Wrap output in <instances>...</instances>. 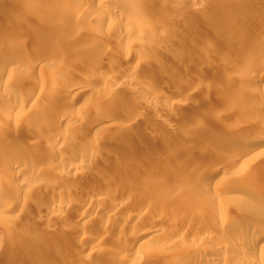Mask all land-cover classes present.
Segmentation results:
<instances>
[{"label": "rangeland", "instance_id": "1", "mask_svg": "<svg viewBox=\"0 0 264 264\" xmlns=\"http://www.w3.org/2000/svg\"><path fill=\"white\" fill-rule=\"evenodd\" d=\"M44 1H49L48 5ZM65 1L66 4L71 5L72 15L75 16L70 24L77 23L76 15L82 10H88L92 14L100 11L103 14H108L110 11L117 13L114 18L100 22L94 17L86 19L84 23H80V27H84L85 31L83 28V32L76 35L77 30V32L70 30V33L69 27L63 24L60 26L61 29L57 30L58 22H54L52 16L46 15H52L49 12L58 6V0H40L39 12L44 5L50 10L48 11L44 6L43 11L46 10L48 13L38 17L37 14L40 13L30 11L35 13L34 17L30 14V18L25 16L27 11V9L24 11L25 0H0V6H5L6 9V12L0 13V42L9 34L8 37H12L9 40L16 38L20 40V45L11 49L13 50L11 53L7 52L8 57L5 55L3 59H8H2L6 62L1 64L8 70L15 67V70L13 69L15 75H12L9 85L0 88L3 96L8 95V92L13 93L10 94L12 96H5L6 99L0 102V133L2 134L0 138L5 135L4 139H0V161L11 160L15 152L13 148H19L24 143L34 144L30 150L32 153H29H36L30 155L31 157L24 156L23 161L21 160L23 167H27L25 169L28 172L31 170L29 173L33 176L28 178L32 180L23 182L21 198H18L25 199L26 207L22 213L19 212V216H13L6 207L10 206V203H15L14 197L11 198L0 192V264H124L116 255L118 251L120 252L131 236L141 232L147 233L151 229L165 231L162 236L155 238L147 249L152 259L147 260L146 264H159L162 255V257L169 256L176 251V246L181 244L188 248L190 256L191 254L222 256L218 245L223 244V238L232 240L237 238L240 232L251 235L264 228L262 220L264 145L259 148L260 157L258 162L253 164L252 171L237 168L232 172L227 165L218 163L209 165L206 170L199 168L203 163L208 164L213 161L216 163L218 157L222 155L219 152L227 151L223 149L227 146L247 148L251 144H242L240 140L246 138L251 142L264 137V61L262 65L259 64L264 57V18L262 22L259 19L260 16H264V2L261 3L262 6L259 5L263 7L260 8L259 14L257 13L259 7L254 9L258 5L253 8L254 5L251 3L249 5L247 0H242L245 5L248 4L246 7L242 5L244 3L241 0H118L116 4L113 2L116 0ZM103 2L105 4L101 5ZM205 4L212 5L209 10L211 13L203 11L202 7L205 8ZM241 7L250 13L252 10L257 15L255 14L252 20L250 17L254 13L246 15L248 12ZM200 12H205L207 15ZM256 16H259V20H256ZM136 17L141 20V25L137 27L136 33L127 38L122 22ZM260 29L263 31L261 32ZM66 36H72L74 41L67 42ZM207 39L214 40L209 56L208 52L204 55L206 52L204 53V48L200 47ZM35 41L42 44L41 51L49 41L55 42L59 47L63 46V43L74 42L68 47V56L72 58L69 61L71 63L73 59L79 60L82 56L83 60L80 59L82 63L78 60V63H75L73 78L66 74L60 75L59 71L57 72L58 67L48 64L31 65L33 68L29 65L28 69L17 67L18 61L23 56L24 59L33 56L30 55L31 52L24 54L23 50L29 49L26 46H31ZM16 42L19 41L16 39ZM83 45L85 48H82ZM22 46L25 49H22ZM87 47L90 50L87 51ZM94 48L96 51H93ZM74 49L80 52L77 53L80 55L79 58ZM99 50H102V53L97 55L96 52ZM32 51L38 52L39 49ZM130 52L132 56L129 62H123L118 57L120 54ZM137 53L145 54L150 60L156 59L151 62L145 55H143L144 59L147 60L138 59L136 55L134 56ZM52 55L50 54L51 57ZM55 55L52 58L56 61L58 55L56 53ZM111 56L121 61L123 68L128 65L125 69L121 67L122 70L115 75L110 73L111 76L113 75L114 78L124 76L127 79L135 76V82L122 83L115 79L118 83H114V78L111 79L107 72ZM60 59L57 60L58 63L61 62ZM204 59L205 62L207 60L209 62L205 64ZM156 60L164 64L161 63L163 66L157 71H151ZM7 61L10 62L8 66ZM255 63L259 66L257 67ZM147 73H150V77L152 76L155 82L153 80V84L146 90L139 85L142 79L149 76ZM19 76L22 82H33L37 88L55 77H59L62 83L65 82L53 93L54 96L63 94L62 96L49 97L54 101L51 105L53 111L52 109V112L49 111L44 121L39 122L35 119L41 112L38 109L33 110L34 107L20 109L22 113L18 115L19 117L16 115L19 112L10 113L5 110L6 104L15 105L16 95L23 93L24 84L22 85L21 82L19 83L21 86H18ZM104 76L111 77L114 85L116 84L114 88L108 85L102 86L101 80ZM82 78L92 79L93 82H89L88 86L90 90L79 84L83 81ZM14 80H16L15 84H11ZM151 95L155 98L153 103L148 100V96ZM189 96L192 97L191 103L187 100ZM166 98L170 101L169 104ZM6 100L8 102L5 104ZM171 102H175L176 105ZM55 103L62 105L60 107V104H57L59 108H54ZM115 106L120 108L114 112L112 108ZM162 108H166L168 112L160 114L158 109ZM110 109L112 112L109 111ZM62 115H75L80 117L82 122L74 124L62 122ZM14 125L18 129L17 133H14ZM61 128L64 130L62 131ZM34 129L39 130L38 135L34 134ZM64 131L68 134L63 137L64 133H60ZM53 137L58 142L57 148L60 149L55 150L56 152L46 151L47 144L53 141ZM6 138L16 144L12 143V146L6 144ZM65 138L68 140L67 143L61 140ZM80 141H85L87 145V148L80 146L81 148L95 151L94 157L73 158L75 146ZM62 147L64 151L66 150V154L61 150ZM144 153L146 156L150 153L151 157L153 153V158L145 157V161L138 162L137 167L132 169L129 165L139 157H144ZM63 154L66 156L63 157L65 160L61 164L57 161ZM37 156L41 157L42 161L35 160ZM44 156L52 159L49 162L55 163L50 164ZM70 166H73L72 169H69ZM214 167L221 169L219 178L224 182L241 188L254 186L256 193L249 196L238 193L233 197L222 193L212 184L207 185V172ZM47 170L48 174H44ZM38 174L40 179H33ZM44 175L45 177L47 175L46 179ZM2 176L0 187L17 186L22 183V178H13V180L6 173H2ZM48 177L64 181L52 186ZM64 182L66 185L69 184L68 187L64 186ZM197 188H200L201 194ZM87 194L90 197L91 194L95 196L92 211L78 220L75 211L77 202ZM206 197L209 199L207 200ZM121 198H125V201H120ZM134 201L135 203H132ZM161 211L170 212L175 217L160 218L158 213ZM183 226L185 228H182ZM196 227L201 233L202 231L214 233L210 239L198 240ZM171 228H175L173 229L175 232ZM12 232H17L18 236L31 235L29 238L38 243L30 247L22 245L16 251L6 248L3 250L1 247L11 240ZM19 232L21 234H18ZM88 236L94 237V242L90 247L84 248L86 240L83 239ZM41 249L45 252V256L37 252ZM257 254L255 263L260 264L264 261V252ZM140 260L138 256L136 260L127 264H139Z\"/></svg>", "mask_w": 264, "mask_h": 264}, {"label": "bare ground", "instance_id": "2", "mask_svg": "<svg viewBox=\"0 0 264 264\" xmlns=\"http://www.w3.org/2000/svg\"><path fill=\"white\" fill-rule=\"evenodd\" d=\"M59 1V3H58V6L57 7H55V9H52V12H49L50 14L52 13V15H48V14H46V13H48L46 10H44L43 11V7L45 6V8H47L46 7V5H48V3H49V1H47V2H45V3H47L46 5H44L43 6V4H42V8H41V10H40V12H39V7H41V6H39L41 3H40V0H25V10L24 11H26V9H27V13L25 12V16L27 17H31V15L33 16H35V11L37 12V13H40V15L39 14H37V17L38 16H42L43 14H46L47 16H52L54 19H55V21L54 22H58V24H59V26H58V29H57V26H56V29L57 30H59V28L61 29V24H63L65 27H69V31L70 30H75V32H77L78 31V33H76V35L77 34H80L79 32H83L82 31V29L84 28H81L80 26H81V24L80 23H84V21L86 20V19H89V18H91V17H94V19L97 21V22H100V21H104V20H110V19H112V18H114L115 17V15H116V13L117 12H109L108 14H103V12H96V13H94V14H92V13H90L88 10H85V11H83V13H81V12H79L77 15H76V17H77V20H76V22L77 23H75V24H70V22H71V19L73 18V17H75L74 15H72V9H71V5L69 6L68 4H66V1L65 0H58ZM83 2H93V0H82ZM112 1V0H111ZM121 1V0H120ZM208 1V0H207ZM242 1V0H241ZM240 1V2H241ZM246 1V0H245ZM113 2H115V4H116V2H118V0H116V1H113ZM211 2V1H210ZM218 2V1H217ZM243 2V1H242ZM242 2H241V4H242ZM249 5H254L253 6V8L254 7H256V5H258L256 8H254V9H257L258 7H259V5H261V3H263L264 2V0H247L246 1ZM40 3V4H39ZM43 3V2H42ZM44 3V4H45ZM123 3V2H122ZM212 3V2H211ZM216 3V2H215ZM244 3V2H243ZM251 3V4H250ZM105 4V2H103L101 5H104ZM218 4V3H217ZM216 4V5H217ZM247 4V5H248ZM264 4V3H263ZM124 5V4H123ZM215 5V4H214ZM243 6H247V5H245V3L244 4H242ZM85 6V5H84ZM205 6H206V4H205ZM221 6V5H220ZM262 6V5H261ZM24 7V6H23ZM215 7V6H214ZM217 7V6H216ZM251 7V6H250ZM264 7V6H263ZM263 7H259V9H258V11H257V13H259V10L261 11V9L260 8H263ZM44 8V9H45ZM212 8V5L211 4H207V6L204 8V6L202 7V9H204L203 11H205V12H207V11H209L210 9ZM241 8H243V7H241ZM241 8H239V9H241ZM249 8V7H248ZM252 8V9H253ZM48 9V11L50 10V8H47ZM200 9V8H199ZM201 9V10H202ZM253 9V10H254ZM213 10H215V9H213ZM212 10V11H213ZM243 10H246L247 11V9H244L243 8ZM30 11H34V12H30ZM250 11V10H249ZM3 13V12H6V9H5V6H0V13ZM30 12V13H29ZM42 12H44V13H42ZM205 12L203 13V12H200V13H203V15L205 14ZM210 12V11H209ZM241 12H242V10H241ZM245 12V11H244ZM248 12V11H247ZM246 12V13H247ZM255 12H256V10H255ZM34 13V14H33ZM211 13V12H210ZM245 13V14H246ZM250 12H248V14H246V15H250L251 13L253 14L254 12H252V10H251V13L249 14ZM257 13H254V15H251V17L250 16H248V17H250V18H252V20H253V16L255 17V14L257 15ZM261 13V12H260ZM259 13V14H260ZM28 14V15H27ZM31 14V15H30ZM243 14V13H242ZM262 14H263V12H262ZM261 14V15H262ZM46 15H44L45 17H46ZM201 15V14H200ZM205 15H207V14H205ZM210 15V14H209ZM209 15H208V17H209ZM246 15H244V16H246ZM33 16V17H34ZM260 16V15H259ZM258 16V17H259ZM29 17V18H30ZM33 17H32V19H33ZM258 17L256 16V20H259L260 19V21L262 20V18H264V16L262 17V16H260L261 18H259L258 19ZM46 18H49V17H46ZM245 18H247V16L245 17ZM244 18V19H245ZM249 18V19H250ZM15 19V18H14ZM45 19V18H44ZM248 19V20H249ZM31 20V19H30ZM245 20H247V19H245ZM252 20L250 19L249 21H251L252 22ZM255 20V19H254ZM264 20V19H263ZM12 21H13V19H12ZM245 22H247V21H245ZM244 22V23H245ZM250 22V23H251ZM262 22V21H261ZM264 22V21H263ZM123 23V27L125 28V34L127 35V38L128 37H130L132 34H134V33H136L137 32V30H138V26L139 25H141V20H139V18H134V19H132V20H130L129 19V21H123L122 22ZM247 23H249V22H247ZM255 23V22H254ZM57 24V25H58ZM263 24V23H262ZM62 25V26H63ZM67 25V26H66ZM84 25V24H83ZM256 25V24H255ZM264 25V24H263ZM42 26V25H41ZM247 26V25H246ZM250 26V25H249ZM257 26V25H256ZM261 26V25H260ZM43 27V26H42ZM42 27H41V29H42ZM216 27V26H215ZM252 27H253V24H252ZM62 28H64V27H62ZM213 28H214V26H213ZM241 28V27H240ZM249 28H251V27H249ZM254 28V27H253ZM261 28V27H260ZM264 28V27H263ZM244 29H245V27H244ZM246 29H248V28H246ZM259 29V26H258V28H257V30ZM13 30V29H12ZM14 30H15V26H14ZM56 30V31H57ZM77 30V31H76ZM84 31H85V28L83 29ZM251 30V29H250ZM261 30V29H260ZM11 31V30H10ZM263 30H261V32H262ZM59 32V31H58ZM60 32H62L61 30H60ZM67 32H68V30H67ZM245 32V31H244ZM255 32H257V31H255ZM70 33H71V31H70ZM69 33V34H70ZM240 33V32H239ZM239 33H237V34H239ZM259 33V32H258ZM9 33H7V35H8ZM62 34V33H61ZM68 34V33H67ZM241 34V33H240ZM251 34V33H250ZM261 34V33H260ZM10 35V34H9ZM8 35V36H9ZM14 35H16V33L14 34ZM72 35V34H71ZM259 35V34H258ZM7 36V37H8ZM78 36H80V35H78ZM92 36V35H91ZM243 36V35H242ZM6 37V39H5V37L4 38H2L3 39V41H1L0 42V61L5 57V55L7 56V52H12L13 50H11V49H13L14 47H16L17 45L19 46L20 45V40L18 39V38H16L17 39V41H19L18 43L16 42V39L15 40H9V38H12L11 36L10 37H8L7 38ZM52 37V36H51ZM57 37V36H56ZM56 37H54L55 39H56ZM67 37V36H66ZM77 37V36H76ZM254 37V36H253ZM58 38V37H57ZM71 38V39H70ZM92 38V37H91ZM91 38H89V40L91 39ZM146 38V37H145ZM144 38V39H145ZM1 39V40H2ZM66 39H68V41L67 42H69V40L71 41L72 40V36H68ZM130 39V38H129ZM194 39H196L195 37H194ZM50 40V39H49ZM52 40H53V38H52ZM57 40V39H56ZM75 40H77L76 38H75ZM126 40H128V39H126ZM198 40V39H197ZM242 40V39H241ZM245 40V39H244ZM243 40V41H244ZM40 41V40H39ZM72 41H74V40H72ZM78 41V40H77ZM202 41V40H201ZM200 41V42H201ZM243 41H240L241 43L243 42ZM247 40H245V42H246ZM22 42V41H21ZM59 43H60V41H58ZM200 42H199V44H200ZM213 42H214V40L212 41V40H209V39H207V41H205L204 42V47L203 46H200L201 48H204L203 50H204V55H206L207 54V52H208V56L210 55L209 54V50H212V45H213ZM26 43V42H25ZM71 43H73L74 44V42H71ZM71 43H63L62 45L63 46H58V44H56L55 42H53V41H49V42H47L46 44H45V49L44 50H40V49H42V47L40 46V45H42V44H40L38 41H35V42H33V44L31 45V46H26V47H28L29 49H32V50H35V49H39V51H41V52H37V51H32V50H30L29 51V49H25L24 48V44H22V45H24V46H22L23 48L22 49H25L26 51H24L23 50V52H24V54H25V52H31L30 53V55H33L32 57H28V59H24V56L22 57L21 55L23 54V53H21V57H22V59H20L18 62V65H16L17 67H19V68H24V69H28V66L30 65H34V66H37V65H44V64H48V65H51V66H55V67H58V69H57V72L61 75V74H66L68 77H70V76H72L73 75V73H75V71H74V67H75V63L77 64L78 63V61L80 62V63H82L81 61L83 60L82 59V54H81V58H79L80 57V55H77V53H80V52H76V51H78V50H76L75 51V49L77 48H75L74 49V52H76V55L78 56V58H79V60L78 59H73L72 61H71V63H70V61L69 60H71L72 58H70L68 55H69V46L71 45ZM247 43V42H246ZM249 43H251V42H249ZM28 44V43H27ZM70 44V45H69ZM72 44V45H73ZM90 44V43H89ZM82 45V44H81ZM87 45V44H86ZM201 45V44H200ZM238 46V45H237ZM244 46H245V44H244ZM21 47V46H20ZM81 47V46H80ZM84 47V45L82 46V48ZM90 47V49L93 47V44H92V47L91 46H89ZM95 47V46H94ZM232 47V46H231ZM19 48V47H18ZM17 48V49H18ZM44 48V47H43ZM73 48V47H72ZM85 48V47H84ZM211 48V49H210ZM239 48V47H238ZM263 48H264V46H263ZM21 49V48H20ZM21 49V50H22ZM87 49V51L88 50H90V49H88V47L86 48ZM93 49V48H92ZM233 49V48H232ZM10 50V51H9ZM19 50V49H18ZM73 49H71V51H72ZM81 50V49H80ZM82 50H85V49H82ZM86 51V50H85ZM87 51H86V53H87ZM92 51V50H91ZM93 51H96L95 50V48H94V50ZM226 51V50H225ZM20 52H22V51H20ZM73 52V51H72ZM83 52V51H82ZM81 52V53H82ZM229 52H231L230 50H229ZM232 52H234L233 50H232ZM263 52V51H262ZM55 53L58 55V59L59 58H61L60 59V61L61 62H57V60L58 59H56V61L52 58L54 55H55ZM97 53V55H99V54H101L102 53V50H99V51H97L96 52ZM95 53V54H96ZM104 53H105V51H104ZM134 53V52H133ZM226 53H227V51H226ZM264 53V52H263ZM23 54V55H24ZM50 54L52 55V57L50 56ZM84 54V53H83ZM87 54H89V53H87ZM91 54V53H90ZM94 54V53H93ZM128 54V53H127ZM127 54H120L119 56L118 55H116V56H118L123 62H129V60L131 59V56L132 55H130L131 54V52L127 55ZM17 55V54H16ZM16 55H15V57H16ZM27 55V54H26ZM29 55V56H30ZM74 55V54H73ZM136 55V57L138 58V59H143V60H147V59H149V58H147V56L145 55V54H140V53H137V54H134V56ZM143 55H145L146 56V58L147 59H144L145 58V56H143ZM11 56V55H10ZM28 56V55H27ZM75 56V55H74ZM208 56H206L205 58L207 59L208 58ZM213 56V55H212ZM264 56V55H263ZM8 57V56H7ZM98 57V56H97ZM149 57V56H148ZM250 57V56H249ZM26 58V57H25ZM55 58H56V55H55ZM66 58H70V59H66ZM74 58V57H73ZM77 58V57H76ZM111 59V62L109 63V65H107V72L110 74H116V72H118V71H120V70H122L121 69V67H122V63H121V61H118L116 58H115V56H111L110 57ZM114 58L116 59V60H114ZM132 58H134V57H132ZM155 58V57H154ZM177 58V57H176ZM210 58L211 57H209V60H210ZM6 59H8V58H5V59H3V60H6ZM10 59V58H9ZM16 59V58H15ZM18 59V58H17ZM16 59V60H17ZM53 59V60H52ZM66 59V60H65ZM80 59H82V60H80ZM156 59V58H155ZM155 59H151L152 61L153 60H155ZM2 60V62H0V88L1 87H4V86H6L9 82H10V80H11V78L15 75V73H14V75H13V69L15 68V67H13V69L12 70H8L7 68H3L2 67V63L3 62H6V61H3ZM11 60V59H10ZM9 60V61H10ZM63 60V61H62ZM75 60H76V62H75ZM78 60V61H77ZM88 60V59H87ZM90 60V59H89ZM142 60V61H143ZM150 60V59H149ZM150 60V61H151ZM160 60V59H159ZM209 60H207L206 62H205V59H204V62H205V64L207 63V62H209ZM9 61H7V63H6V65L7 64H10V62ZM13 61V60H12ZM59 61V60H58ZM91 61V60H90ZM90 61H89V63H90ZM151 61V62H152ZM157 61V60H156ZM156 61H154V65L153 64H150V65H153V67H151V71H157L158 69H160V66H161V63L163 62L162 60H160V61H162V62H160V63H158V61L156 62ZM263 61H264V57H263V59H261L260 61H259V64L260 65H262V63H263ZM9 62V63H8ZM87 62V61H86ZM166 62V61H165ZM13 63V62H12ZM14 63H16L15 61H14ZM72 63H74V66H72ZM84 63V62H83ZM89 63H87V64H89ZM150 63V62H149ZM157 63V64H156ZM247 63H249V60L247 61ZM85 64V63H84ZM162 64H164V63H162ZM166 64V63H165ZM256 65H257V63H255ZM82 65V64H81ZM121 65V66H120ZM149 65V66H150ZM245 65H247L246 63H245ZM255 65V66H256ZM5 66V65H4ZM8 66V65H7ZM31 66V67H32ZM163 66V65H162ZM161 66V67H162ZM259 65H257V67H258ZM2 67V68H1ZM6 67V66H5ZM31 67H30V69H31ZM83 67H85V65H83ZM125 67V66H124ZM128 67V65L125 67V68H127ZM18 68V69H19ZM33 68V67H32ZM87 68V67H86ZM123 68V67H122ZM125 68H123V69H125ZM18 69H16V70H18ZM15 70V69H14ZM76 70V69H75ZM61 71V72H60ZM145 71H147V70H145ZM149 71V70H148ZM151 71H149L150 73H153V72H151ZM159 72V71H158ZM150 73H147V74H149V76H147L146 78H144V79H142L141 80V82H140V87L142 88V87H144L146 90H147V88L151 85V84H153V80H154V82H155V79H153V78H151L150 77ZM57 74V73H56ZM111 74H110V76H111ZM135 74V73H134ZM133 74V75H134ZM13 75V76H12ZM17 75V74H16ZM77 75V74H76ZM22 76V75H21ZM21 76H19L20 77V81L18 80V78H17V80L19 81L18 82V86L20 85L19 83H21L22 82V80H21ZM66 76V77H67ZM81 76V75H80ZM90 76V75H89ZM108 77H109V75H107ZM113 76V75H112ZM111 76V77H112ZM119 76H121V75H119ZM126 76H127V74H126ZM129 76V75H128ZM131 76V75H130ZM76 77V76H75ZM84 77V76H83ZM105 78V76H104V78L101 80L102 82V86L103 85H108L109 87H113V86H115L118 82H124V83H126V82H135V76H131V79H127V77H120V78H118V76H117V78H114V77H110L111 79H113V81H114V83L116 82V80L115 79H117V81L118 82H116V84L114 85V83H113V81L110 79V78ZM154 77V76H153ZM161 77V76H160ZM177 77V76H176ZM22 78H24V77H22ZM62 78H63V76H62ZM71 78H73V76L71 77ZM91 78V77H90ZM156 78V77H155ZM177 78H180V77H177ZM110 79V80H109ZM175 79V78H174ZM66 80V79H65ZM69 80V79H68ZM71 80V79H70ZM73 80V79H72ZM82 82L81 83H79L80 85H82L84 88H88V86L90 85L89 84V82H93L92 81V79H89V78H82ZM89 80H91V81H89ZM95 80H97L96 78H95ZM157 80V79H156ZM159 80V79H158ZM176 80V79H175ZM16 80H14V81H11L12 83L11 84H15L14 82H15ZM24 81V80H23ZM26 82V81H25ZM22 82L21 84L23 85L24 84V87H23V93H22V95H16V98H17V101L15 102V105L13 104H6L8 101L6 100V101H4L5 102V104H6V109L5 110H7V111H9L10 113H15V111H16V113L17 112H19V114H16L17 115V117H19L18 115H20V113H22L21 112V110L22 109H24L25 107H27L28 108V106H30V107H34L33 108V110L34 109H38L40 112H41V114L40 115H36V120H38L39 122L41 121H44V117H46V115L47 114H49L50 112L49 111H51V109H52V106L51 105H53L52 103H54V101L53 100H51L49 97L52 95L53 97H55L57 94H55V96H54V94L53 93H55V90H57L58 89V87L60 88L61 86H63V85H61V84H63V83H65V82H63L62 83V81H59V77H55L53 80H50L49 82H44L43 84H40L39 85V87L37 88V87H35V84L33 83V82H30V81H28V82ZM104 83V84H103ZM157 83V82H156ZM17 84V83H16ZM131 84V83H130ZM9 85V84H8ZM132 85V84H131ZM198 85V84H197ZM200 86H203L202 84H199ZM13 86V85H12ZM21 86V85H20ZM107 86V87H108ZM106 86H104V88H105ZM64 88V87H63ZM114 88V87H113ZM193 88H195V87H193ZM198 88H200V87H198ZM68 89V88H67ZM66 89V90H67ZM89 89V88H88ZM135 89V88H134ZM197 89V88H196ZM90 90V89H89ZM91 90H92V88H91ZM144 90V89H143ZM136 91V90H135ZM21 92V91H20ZM193 91L191 90V93H192ZM9 94L8 95H10V94H13V93H11V92H8ZM7 94V93H6ZM98 94V93H97ZM193 94V93H192ZM191 94V95H192ZM8 95H5V96H7L8 97ZM63 94H61L60 96H62ZM149 95V94H148ZM190 95V96H191ZM5 96H3L1 93H0V102L2 103V100H5L6 98H5ZM10 96H12V95H10ZM58 97H60L59 95H57ZM65 96V95H64ZM153 95H151V96H148V100L150 101V102H155L154 101V99L155 98H153L152 97ZM188 97L187 98V100H189V103H191V98L192 97ZM14 97H15V95H14ZM53 97H51V98H53ZM16 98H14V99H16ZM54 99H56V98H54ZM164 99V98H163ZM194 99H195V97H194ZM193 99V100H194ZM56 100H58V99H56ZM166 100V102L169 104L170 103V101L166 98L165 99ZM148 101V103H150ZM177 102V101H176ZM10 103H12V102H10ZM171 103H175V102H171ZM178 103V102H177ZM57 104H60V103H57ZM57 104L55 103L54 104V108L55 107H57ZM61 105L62 104H60V107H61ZM175 105H176V103H175ZM3 106V105H2ZM173 106V105H172ZM164 107V106H163ZM169 107V106H168ZM57 108H59V106L57 107ZM119 106H118V108L115 106L114 108H112V110L114 111H118L119 110ZM121 108H123L122 106H121ZM167 108V107H166ZM166 108H162V109H158V112L160 113V114H162V113H165L166 111H167V109ZM2 109V108H1ZM21 109V110H20ZM20 110V111H19ZM52 111H53V109H52ZM51 111V112H52ZM89 111H90V109H89ZM109 111H111V109L109 110ZM114 111V112H115ZM92 112V111H91ZM112 112V111H111ZM168 112V111H167ZM6 113V112H5ZM8 113V112H7ZM89 113V112H88ZM1 114V113H0ZM4 115V114H3ZM15 115V116H16ZM83 115H84V113H83ZM91 115H93V113L91 114ZM4 116H6V115H4ZM81 117H83V116H81ZM4 118V117H3ZM80 117L78 118L77 116H73V115H62L61 116V120H62V122H70V123H72V124H74V123H78L79 121H80ZM6 120V119H5ZM8 121H10V120H8ZM5 122H7V121H5ZM17 122V121H16ZM80 122H82V120L80 121ZM79 122V123H80ZM3 123H4V121H3ZM3 123H2V125H3ZM12 123V122H11ZM10 123V124H11ZM20 123V122H19ZM7 124V123H6ZM15 124V123H14ZM198 124V123H197ZM11 126H13L12 124H11ZM18 126V125H17ZM76 126V125H75ZM14 127H15V129H13L14 130V133H17V131H18V129H17V127L14 125ZM19 127V126H18ZM66 128V127H65ZM20 129V128H19ZM60 129V128H59ZM62 129V131L64 130L63 128H61ZM10 131H12V129L10 128ZM33 131V130H32ZM68 131V130H67ZM0 132H1V130H0ZM60 132V131H59ZM10 133H12V132H10ZM38 133H39V130L37 129V130H35L34 129V134H37L38 135ZM62 133H64L62 136L64 137V136H66V134H68V133H66L65 134V131L64 132H61L60 134H62ZM59 133H57V135H58ZM0 135H2L1 133H0ZM57 135H55V136H57ZM3 136H5L4 134H3ZM1 137L0 139H4V137ZM7 137V136H6ZM11 137H13V136H11ZM16 137V136H15ZM18 137V136H17ZM54 138V137H53ZM56 138H58V136L56 137ZM67 138V137H66ZM65 138V140H66V142H64L65 140H63V139H61L62 141H63V143H67V139ZM7 140H5V142H6V144H12L13 142V140H10V139H8V138H6ZM14 139V138H13ZM19 139V138H18ZM55 139V138H54ZM53 139V141H51L49 144H47V147H46V151H55V150H59L60 148H57V147H59V145H58V142L56 141V139L54 140ZM60 139V138H59ZM58 139V140H59ZM17 140V139H16ZM34 141V140H33ZM17 142H19V140L17 141ZM240 142L242 143V144H251V145H249V147H247V148H243L242 146V149H240L239 147H237L236 148V146L235 147H233V146H227V148H223V149H227V151L225 150V151H222V153H220L219 152V154H222L220 157H218L219 159H218V161H216V163L213 161V162H207L208 164H205V163H203V164H201V165H199L200 167L199 168H202V170H206L207 168H208V166L210 165H214V164H221V165H227L228 167L227 168H229V169H231L232 170V172L234 171V169H245V170H250L251 168H252V166H253V164H255L256 163V161L258 160V158L260 157L259 156V152H261V151H259L260 149V147L262 146V145H264V137L263 138H260V139H258L257 141H248V139H246V138H244L243 140H240ZM62 143V144H63ZM16 144V143H15ZM14 143H13V145H15ZM61 144V143H60ZM34 146V144H28V143H24L23 145H20V147L19 148H13L14 150H15V152H14V154H13V157L11 158V160H2V161H0V177L2 176V173L4 174V173H6V175H8V177H12L11 179H17V178H22V185L21 184H17V186L16 185H14V186H10V187H7V186H3V187H0V192L2 193V194H6V196H9V197H11V198H13L14 197V200L16 199H18L17 201H14L13 199V202H15V203H10V206H6L9 210H10V212L13 214V216H15V215H18L19 214V212L20 213H22V210H25L24 208L26 207V201H25V199L24 200H19V198L18 197H20V193L23 191V182H26L27 180H32V179H28V178H31L33 175H30V171L28 172L26 169H27V167H23V164H21V160H22V158L24 157V156H29V157H31L33 154H36V153H33V154H31L32 152L30 151L31 150V146ZM12 146V145H11ZM80 146H86L85 148H87V145H86V142L85 141H80L79 142V144L77 145V146H75V153H74V156H73V158H75V157H79V158H81V157H84V158H87V159H90V158H92V157H94L95 156V151L94 150H89V151H87L85 148L83 149V148H81ZM246 147V146H245ZM11 148V149H12ZM63 148V147H62ZM61 150H63V152L66 154V150L64 151V148L63 149H61ZM60 150V152H62ZM85 150V151H84ZM220 150H222V149H220ZM219 150V151H220ZM91 151V152H90ZM29 152H31V153H29ZM56 152V151H55ZM59 152V153H60ZM151 153V152H150ZM149 153V154H150ZM49 154H52V153H49ZM143 154V153H142ZM142 154H141V156H142ZM148 154V153H147ZM147 155V156H149V157H147L146 155H145V153H144V157H139L138 159H136L137 161H134L133 163H131L129 166L132 168V169H134V168H136L137 167V164H138V162H141V161H145L144 159H145V157H146V159L147 158H153V153H152V157H151V155ZM31 155V156H30ZM42 155V154H41ZM40 155V156H41ZM44 155H45V153H44ZM43 156V155H42ZM46 156H48V155H46ZM46 156H44L45 158H47ZM64 156H66V155H64L63 154V156H61L60 158H59V161H57V162H59V163H63V161L65 160L63 157ZM34 157H35V155H34ZM41 158V157H40ZM39 158V156H37V158H35V160L36 159H40ZM56 158H57V156H56ZM34 159V158H33ZM49 158H47L46 160L49 162V161H51L52 159H49ZM37 160V161H38ZM41 160V159H40ZM58 160V159H57ZM74 160V159H73ZM4 161H5V163H4ZM23 161V160H22ZM42 161V160H41ZM40 161V162H41ZM47 161H45V162H47ZM72 161V160H71ZM39 162V161H38ZM56 162V163H57ZM258 162V161H257ZM50 164H54L55 162H49ZM165 164V163H164ZM64 165V164H63ZM72 167L73 166H70L69 167V169H72ZM254 168V167H253ZM29 170V169H28ZM50 171V170H49ZM242 171V170H241ZM251 171H252V169H251ZM52 172H53V170H52ZM51 172V173H52ZM40 173V172H39ZM41 173H43V172H41ZM48 174V170H47V172H44V174ZM208 175H207V180H208V182L206 183L207 185H209V184H212L214 187H216L217 189H219L220 191H222V193H225V194H229V195H231V196H233V195H236V194H238V193H243V194H246V195H253L254 193H256V188L253 186V187H249V186H245V187H239V186H236L235 184H229V182L227 183V182H224V180H222V178H219V176L221 175V173H222V171H221V169L219 168V167H214V168H211L208 172ZM33 174V173H32ZM35 174V173H34ZM50 174V173H49ZM42 176H43V174H41ZM40 175V176H41ZM35 176V175H34ZM39 174L37 175V176H35L33 179H35V178H38V179H40L39 177ZM49 176H51V175H49ZM44 177H45V175H44ZM46 177H47V175H46ZM46 177H45V179H46ZM2 178H3V176H2ZM1 178V179H2ZM43 178V177H42ZM10 179V178H9ZM13 179V180H14ZM48 180H49V182H50V184L52 185V186H54V185H58V184H61V182H63L64 180L62 179V180H60V179H56V178H53V177H50V179H49V177L47 178ZM28 182V181H27ZM26 182V183H27ZM38 183H39V181H37ZM66 182H67V180H66ZM66 182H64L65 183V187H68V185L69 184H67L66 185ZM67 183H69V182H67ZM0 184H1V181H0ZM35 184V183H34ZM24 185H26L25 183H24ZM28 186V185H27ZM63 186V187H64ZM31 187V186H30ZM34 188H35V186H33ZM25 188H27L26 186H25ZM26 190V189H25ZM24 190V191H25ZM197 190H198V192L201 194V190H200V188H197ZM32 192V191H31ZM94 194V193H93ZM93 194H91L92 196L90 197L89 196V194H87L85 197L83 196V198L81 197L80 198V200L77 202V205H76V208H75V211H76V213L78 214V220L79 219H82V217L84 216V215H86L87 214V212H89V211H92V204H93V202H94V200H95V196H93ZM96 194V193H95ZM25 195V194H24ZM97 195V194H96ZM5 196V197H6ZM31 196H32V194H31ZM234 197V196H233ZM10 198V199H11ZM21 198V197H20ZM207 198V200L209 199L208 197H206ZM125 198H121V200L120 201H122L123 202V200H124ZM128 200H129V198H127ZM126 199V201H128ZM206 200V201H207ZM125 201V200H124ZM121 202V203H122ZM132 203H135V201L134 202H132ZM6 207L4 208V209H6ZM2 208H3V206H2ZM95 208V207H94ZM97 208V207H96ZM100 208V207H99ZM99 208H97V209H99ZM158 215H159V217L160 218H166V217H175L174 215H172V214H170V212H167V211H161V212H159L158 213ZM12 216V217H13ZM19 216V215H18ZM8 217H10V216H8ZM17 217V216H16ZM262 220H263V225H264V214L262 215ZM187 226V225H186ZM198 227H200V226H198ZM198 227H196V232H198V240H204V239H210L211 237H212V234L214 233V232H207V231H202V233L201 232H199V228ZM182 228H185L184 226L182 227ZM200 228H202V227H200ZM173 229H175V228H173ZM172 228H171V230H173ZM176 229H177V227H176ZM188 229V228H187ZM167 230V229H166ZM182 230V229H181ZM165 231V230H164ZM163 231V229L161 230V229H151V231H149V232H147V233H140V234H137L136 236H131V238L127 241V243H125L123 246H122V248H121V250H120V252L118 251V253L116 254L117 255V257L119 256V259H120V261L122 262V263H124V264H127V263H129V262H131L132 260H136L137 259V257L139 256L140 258H141V260L138 262L139 264L141 263V264H143V263H145L146 264V262H147V260H150L151 261V254H149L148 253V251H147V249L150 247V245H151V243H152V241L155 239V238H158V237H160V236H162L164 233ZM174 231V230H173ZM172 231V232H173ZM200 231H201V229H200ZM167 232V231H166ZM175 232V231H174ZM239 232V231H238ZM237 232V233H238ZM13 233V232H12ZM11 233V240L8 242V243H5V246H3V247H1V248H3V250L6 248V249H9L10 251H16V250H18L20 247H22V245H25V246H28V247H30V246H32L33 244H36V242H34V240L33 239H31V238H29V237H31V235L30 236H28V237H26V236H18L15 232V234L13 233L12 234ZM236 233V234H237ZM246 233V232H245ZM245 233H241L240 232V235L237 237V238H235V239H232V240H230V239H228V238H223L222 239V243L223 244H221V246H219L218 245V248H220V250L222 251L221 252V254H222V256H219V255H217V254H210V255H198V256H196V255H194L193 256V254H191V256L189 255V250H188V248L187 247H185V246H183V244H181V245H178V246H176L177 248H176V251L175 252H173L172 254H170L169 256H167V257H165V255H164V257H160V259H159V261H158V263L159 264H256L255 263V255H258L257 253H262V252H264V228H262V229H260V230H257V231H255L253 234H251V235H248L247 233L245 234ZM18 234H21L20 232L18 233ZM146 234H148L149 236L148 237H145L144 235H146ZM177 234H179V233H177ZM25 235V234H24ZM173 235V234H172ZM85 236V235H84ZM143 236L145 237V238H143ZM82 237H83V234H82ZM95 237H97V236H95ZM165 237H168V236H165ZM32 238H34V237H32ZM194 238H197V237H194ZM83 240H86L85 242H84V248H88V247H90L91 245H92V243L94 242V237L92 238V237H86V239H83ZM127 240V239H126ZM194 240V239H193ZM214 240V239H213ZM192 241V240H191ZM194 242V241H193ZM192 242V243H193ZM216 242V241H215ZM38 243V242H37ZM97 243V242H96ZM214 243V242H213ZM216 243H218V242H216ZM21 244V245H20ZM34 247V246H33ZM156 247V246H155ZM43 248V247H42ZM93 248V247H92ZM216 249H217V247H216ZM216 249H214V250H216ZM36 250V249H35ZM45 250V249H44ZM83 250V249H82ZM2 251V250H1ZM153 251V250H152ZM41 256H45V252L41 249V250H39V251H37ZM155 252H156V250H155ZM151 253V252H150ZM168 253H170V252H168ZM153 254H155V253H153ZM155 256V255H154ZM156 257H158V255L156 256ZM155 257V259H157ZM260 264H264V261L263 262H261Z\"/></svg>", "mask_w": 264, "mask_h": 264}]
</instances>
